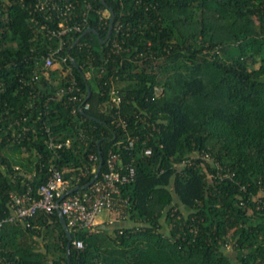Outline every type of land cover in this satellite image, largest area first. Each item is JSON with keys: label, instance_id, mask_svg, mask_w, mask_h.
Instances as JSON below:
<instances>
[{"label": "trees", "instance_id": "1", "mask_svg": "<svg viewBox=\"0 0 264 264\" xmlns=\"http://www.w3.org/2000/svg\"><path fill=\"white\" fill-rule=\"evenodd\" d=\"M34 2L0 0V220L11 212V193L36 192L52 162L75 183L92 164L89 152L101 148L100 175L110 150L136 166L120 194L128 215L113 229L72 230L85 242L72 243V264H264V0H106L115 10L106 41L109 7L91 0L87 10L80 0L75 19L87 12L88 23L65 35L64 53L90 105L84 110L68 94L52 97L71 73L53 68L50 78L24 82L59 43L46 35L57 17L43 28ZM88 27L99 34H82ZM113 86L119 105L110 99ZM44 125L74 145L55 152ZM131 136L134 145L124 147ZM205 150L215 159L193 154ZM217 160L232 178L215 175ZM29 221L4 223L0 264H68L58 210Z\"/></svg>", "mask_w": 264, "mask_h": 264}, {"label": "built area", "instance_id": "2", "mask_svg": "<svg viewBox=\"0 0 264 264\" xmlns=\"http://www.w3.org/2000/svg\"><path fill=\"white\" fill-rule=\"evenodd\" d=\"M80 0H35V10L41 12L44 16L45 22L42 27L48 26V20L53 18V13L57 17V26L55 28L49 27L47 36L51 39L54 36L59 38L58 46L51 47L47 53H43L37 63L41 65L40 69H36L32 74L31 79H24L25 84H31L32 81L39 80L43 75L50 78L51 70L53 68H60L62 70V77L71 73V78L68 83L61 85L53 98H63L68 94V98L76 103H80L78 109L84 110L90 107L89 103L82 99L78 94V80L72 73V65L69 63L71 58L69 50L64 53L66 47L65 35L70 31H82L88 23L87 12L81 15V20L75 19L78 15L77 5ZM87 1V10L92 7L91 0ZM109 9V8H108ZM102 12V19L108 15L106 10H99ZM110 11V9H109ZM111 12V11H110ZM38 21V19H37ZM120 27V25L118 26ZM117 48L120 47L119 42H115ZM42 63V64H41ZM113 83V82H112ZM110 99L115 104H120L123 96L118 89L113 86L111 88ZM73 112L77 111V105H74ZM25 118V117H24ZM123 125L126 126V120H122ZM45 126L46 142L55 152H59L62 148H70L74 145V140L70 136L63 137V135L54 132L49 126ZM31 126H25L29 129ZM36 130L35 126L32 128ZM82 138L85 137L84 131L80 132ZM136 136H131L128 142H124L123 146L131 148L136 140ZM122 142V141H121ZM145 153L150 154L152 148L145 147ZM194 156L202 157L207 160H214V156L210 151H194ZM88 158L92 164H85L82 168V174L75 177L76 182L73 183L70 178L65 177L66 169L60 168L57 162H52L49 166V176L46 182L41 184L36 192L31 186L22 193H11L9 215L0 220V231H2L5 222H17L22 220L26 225H31L29 218L40 213H53L55 210L61 209L64 214L67 224L71 231H79L87 229L89 232H96L100 230L102 220L100 213L107 210L110 214L109 221L113 222L117 218H125L128 215L127 206L129 203L128 197H121V188L123 184L129 183L136 179V166L133 162H123L121 152L110 150L107 165L108 168L99 174V177L85 188H79L68 192L74 184L79 183L82 175H88L97 171V161L100 154L89 152ZM191 158V157H188ZM186 162V160H185ZM184 162V163H185ZM217 166L216 176L220 178L233 177L234 173L229 170L224 171L223 165L220 161H215ZM101 173V172H100ZM78 185V184H77ZM263 201V199H259ZM264 202V201H263ZM264 205L263 203L261 204ZM260 206V205H259ZM72 243L82 248L85 245L83 238H72Z\"/></svg>", "mask_w": 264, "mask_h": 264}, {"label": "water", "instance_id": "3", "mask_svg": "<svg viewBox=\"0 0 264 264\" xmlns=\"http://www.w3.org/2000/svg\"><path fill=\"white\" fill-rule=\"evenodd\" d=\"M102 1L105 4H107V6L109 7V9L111 11L110 24H109L108 33H107L106 37L102 39V41H106L110 37V35L112 33V30H113V27H114L115 10H114L113 7H111V6L108 5V3L106 2V0H102ZM89 31H93V32L99 34V31L96 28H94V27H88L82 34H85V33L89 32ZM77 41L78 40H76L75 43ZM90 95H91V86H90V84H88V95L87 96L89 97ZM99 153H100V163H99V165L97 167V171H96L94 177L88 183H86V184H83V185H75L74 187H72L71 189H69L68 192H71V191L76 190V189H79V188H85L88 185H90L92 182H94L99 177V174H100V172L102 170V166H103V163H104V156L102 154L101 148H99ZM58 213L60 215L61 222H62V224H63V226H64V228H65V230L67 232L68 238H69V241H68V244H67V254H68L67 259H68V264H72L70 253H71V248H72V238H73V234H72V231H71L69 225L67 224L66 218H65V216L62 213V211H61L60 208L58 209Z\"/></svg>", "mask_w": 264, "mask_h": 264}, {"label": "rangeland", "instance_id": "4", "mask_svg": "<svg viewBox=\"0 0 264 264\" xmlns=\"http://www.w3.org/2000/svg\"><path fill=\"white\" fill-rule=\"evenodd\" d=\"M108 211L107 210H103L101 213H100V217H105L107 218L108 217ZM113 229V228H111ZM235 229V226H229V229H228V235H231L232 232L234 231ZM113 231V230H112ZM36 245H38L40 248H44V239L43 238H39L38 242H36ZM231 246V245H229ZM228 251L232 254V255H235V249L231 246V248L228 249Z\"/></svg>", "mask_w": 264, "mask_h": 264}, {"label": "crops", "instance_id": "5", "mask_svg": "<svg viewBox=\"0 0 264 264\" xmlns=\"http://www.w3.org/2000/svg\"><path fill=\"white\" fill-rule=\"evenodd\" d=\"M110 218L111 217H110V214L109 213H108V217L107 218L100 217V219L103 221L102 224H101V227H110L111 226V228H112V226H115L118 223L124 222L123 220H119V218H118V221L111 222V221H109ZM115 220H117V219H115Z\"/></svg>", "mask_w": 264, "mask_h": 264}]
</instances>
